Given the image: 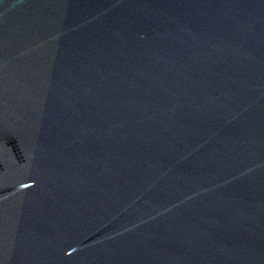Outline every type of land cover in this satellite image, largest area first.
<instances>
[{
  "label": "water",
  "instance_id": "water-1",
  "mask_svg": "<svg viewBox=\"0 0 264 264\" xmlns=\"http://www.w3.org/2000/svg\"><path fill=\"white\" fill-rule=\"evenodd\" d=\"M0 264H264V0H0Z\"/></svg>",
  "mask_w": 264,
  "mask_h": 264
}]
</instances>
